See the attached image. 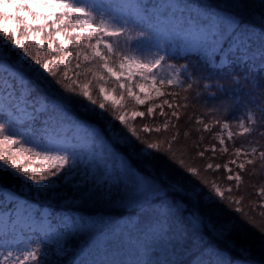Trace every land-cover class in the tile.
<instances>
[{"label": "snow or ice", "instance_id": "1", "mask_svg": "<svg viewBox=\"0 0 264 264\" xmlns=\"http://www.w3.org/2000/svg\"><path fill=\"white\" fill-rule=\"evenodd\" d=\"M246 176L264 180V0H0V264H264V227L228 239L244 193L264 201Z\"/></svg>", "mask_w": 264, "mask_h": 264}, {"label": "trees", "instance_id": "2", "mask_svg": "<svg viewBox=\"0 0 264 264\" xmlns=\"http://www.w3.org/2000/svg\"><path fill=\"white\" fill-rule=\"evenodd\" d=\"M191 59L194 63H198L196 61L195 57H192ZM168 63L173 64L176 67H179L182 64L188 63V61L183 60V59H174V60H170ZM199 67L201 69H203L205 75L212 76L213 81L220 80L221 77L226 76L225 71L209 70L204 65H199ZM227 71L235 74V73L242 72L243 68L240 66H235L231 69H228ZM169 72H171V70ZM167 91L179 92L180 96H184L186 94L183 91H181L180 87L168 88ZM211 91H215V89H211ZM180 102L183 103V101H180ZM128 106L131 107L130 108L131 110H134V109H132L131 103H129ZM137 110L143 111L144 107L141 106ZM181 111L183 112V109ZM189 111H191V109H189ZM142 123H143V121H141L140 119H137L136 121H134L135 126H140V125H142ZM217 131H218V129H217ZM164 135L165 134H161L159 138L163 139ZM203 135L207 136L208 134L204 133ZM156 138H157V136L155 134H153L151 136V139H156ZM212 142H215V141H212L210 139L205 141L206 144L212 143ZM229 146L231 147V145H229ZM176 148L181 149V145H177ZM179 154H180V151H178V155ZM187 162L193 163V161L191 159H188ZM217 162H223V161L220 160ZM201 163L202 162L197 161L195 164H193V166H201ZM258 173H259V169H258ZM217 175H219V174H217ZM207 178L210 180L215 179V177H213L211 175V173L208 174ZM250 183L256 184V187L258 188V187L264 185V180H259V178L249 180L248 177L246 176L245 177V184L247 185ZM221 187H227V185L224 183H221ZM244 195L246 197L245 204H244V211L247 213V215L250 219L248 222L245 223V222L241 221L237 216L233 215V218L236 219L237 223L240 224L241 226L237 230H235L230 237H228V239L235 241L237 246L247 245L250 241L254 240L259 235L258 229L261 227H264V208L257 207L258 204L264 203V201H261L259 199V197L255 194V192H251V194H249L248 192H245ZM179 198L180 197L177 196V199H179ZM248 205H251V209L248 207ZM110 215L113 218L114 227H116V226H120V225H123L124 223H126L127 220L134 215V213H133L132 209H115V210H112L110 212ZM88 239H89V237L87 234L78 235L74 239L71 240V247L73 249L78 248V247H82V246H84L85 242ZM148 243H149V248L147 250H145L143 248L140 249V251H138V252L133 251V250H129L126 253H123L121 258L127 259L129 261H137V262H145V261L152 259V257H151L152 241H151V239L148 240ZM221 246L227 247V245L223 242H222ZM231 251L233 252V255L237 254L235 252V249H232ZM80 255H81V259L85 262V264H92L94 259H100V257L97 255L95 250L92 248H89V247H84Z\"/></svg>", "mask_w": 264, "mask_h": 264}, {"label": "rangeland", "instance_id": "3", "mask_svg": "<svg viewBox=\"0 0 264 264\" xmlns=\"http://www.w3.org/2000/svg\"><path fill=\"white\" fill-rule=\"evenodd\" d=\"M170 70H171V69H168L167 66H165V68H164V70H162L161 74L163 75L164 72H169ZM128 107H129V106H128ZM130 108H131V107H129V110H131ZM0 224H2V219H0ZM14 255H15V252H14Z\"/></svg>", "mask_w": 264, "mask_h": 264}]
</instances>
